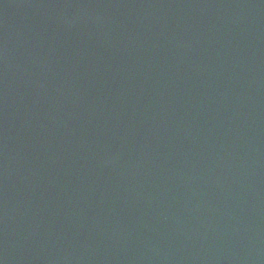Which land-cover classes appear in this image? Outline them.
Wrapping results in <instances>:
<instances>
[{"label": "water", "instance_id": "obj_1", "mask_svg": "<svg viewBox=\"0 0 264 264\" xmlns=\"http://www.w3.org/2000/svg\"><path fill=\"white\" fill-rule=\"evenodd\" d=\"M0 264H264V0H0Z\"/></svg>", "mask_w": 264, "mask_h": 264}]
</instances>
